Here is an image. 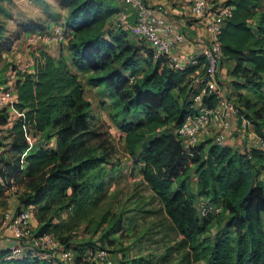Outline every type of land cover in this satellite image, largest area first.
<instances>
[{
    "label": "trees",
    "instance_id": "obj_1",
    "mask_svg": "<svg viewBox=\"0 0 264 264\" xmlns=\"http://www.w3.org/2000/svg\"><path fill=\"white\" fill-rule=\"evenodd\" d=\"M53 1L66 9L65 26L73 30L68 43L73 64L91 70L89 81L104 84L117 101L140 106L151 127L160 126L143 139L139 137L140 170L170 223L181 234L179 240L186 246L184 257L204 258L205 264H264V148L249 145L237 149L204 139L194 144L191 154L185 152L171 128L194 111L184 79L195 64L183 68L160 64V58L153 60L150 49L137 44L124 30L97 29L95 24L117 10L113 0ZM225 1L232 5L231 13L221 24L218 39L223 54L220 64L225 58L231 78L223 93L233 100L237 121L246 117L257 137L264 140V3ZM247 18H252L253 23ZM49 21V16H27L14 19L13 26L7 29L0 22V49H9L25 30L48 28ZM32 59L30 70L13 67L16 96L9 106L16 116L7 128L6 146L1 151L0 196L10 186L15 191L21 188V206L33 207L34 233L51 232L61 246L71 248L63 229L77 225L87 206L98 199L88 170L104 156L85 152L86 140L97 132L90 126L89 101L72 67L61 55L52 56L44 50ZM144 59L141 73L128 68ZM129 75L133 76L131 80ZM215 99L212 93L202 96L209 105ZM8 114V108L0 106V124L7 121ZM137 125L122 124L129 146L138 138L133 135ZM29 132L40 134L43 142L31 146ZM50 138L52 145L48 143ZM197 161L202 167L198 194L221 202V224L212 235L204 232L216 214H196L192 204L195 196L187 180ZM207 187L213 196L205 192ZM62 210L65 216H61ZM231 232L237 235L236 246ZM95 244L79 246L69 262L30 251L6 257L8 250L4 247L0 248V264H86L84 251ZM129 260L130 264H151L140 254Z\"/></svg>",
    "mask_w": 264,
    "mask_h": 264
},
{
    "label": "rangeland",
    "instance_id": "obj_2",
    "mask_svg": "<svg viewBox=\"0 0 264 264\" xmlns=\"http://www.w3.org/2000/svg\"><path fill=\"white\" fill-rule=\"evenodd\" d=\"M65 12L66 9L59 7L53 0H0V22L3 28L12 27L14 19L27 16L50 17L48 28L25 30L9 49H0V93L13 82L15 77L13 67L30 70L33 55L39 50H44L52 56L61 55L82 82L84 96L89 101L88 120L90 126L97 132L86 140L85 152L101 154L104 157L95 167L88 170L93 185H96L94 191L98 194V199L87 206L84 217L77 225L71 229H63V232L68 234L67 242L71 243L72 254L78 252L79 246L94 242L105 246L117 261L136 258L138 256L136 254L140 253L151 264H181L183 261L188 264H205L204 258L191 260L190 256L184 257L186 246L179 240L181 234L172 226L164 213L161 201L141 174L142 161L138 153L142 140L139 137L143 136V139L160 129V126L151 127L152 125L146 122L140 106L129 104L126 106L123 100L117 101L104 84L96 85L89 81L88 76L93 74L91 70L78 68L73 64L68 49L69 36L73 30L65 26ZM60 18L64 20V28L61 30V36H58L52 27ZM116 21V10H112L100 21L101 23L95 25L101 32L107 29L117 30ZM144 63L145 59L128 68L139 74L144 68ZM227 65L228 62L224 58L218 74L219 79L225 82L222 85L223 89L224 86H229L231 78L227 72ZM240 90L245 92V89ZM251 91L257 92L253 88ZM0 106L8 108L9 118L16 116L8 100L2 102ZM234 120V127L237 128V116ZM124 122L138 124L133 134L138 138L130 146L126 143V130L122 127ZM7 128L0 129V156L3 155L1 151L6 146ZM27 139L31 146L44 140L40 134L32 132L28 133ZM227 142L237 149L258 144L252 124L246 126L244 130H238V134ZM48 143L52 145L51 138ZM201 168L197 161L187 175L194 196L199 191L198 173ZM260 177H263V171ZM20 192L19 187L17 191L9 187L4 190V196H0V224L5 219V210L12 212L22 205L18 198ZM205 192L213 196L210 187H207ZM65 215L66 212L62 210L61 216ZM219 217L220 212L212 216L204 234L212 235L219 228L221 224ZM261 224L264 230V212L261 213ZM115 226L119 227L114 229ZM236 236L235 233H230L233 246H236ZM206 242L210 244L207 240Z\"/></svg>",
    "mask_w": 264,
    "mask_h": 264
},
{
    "label": "built area",
    "instance_id": "obj_3",
    "mask_svg": "<svg viewBox=\"0 0 264 264\" xmlns=\"http://www.w3.org/2000/svg\"><path fill=\"white\" fill-rule=\"evenodd\" d=\"M113 1L118 5L117 27L137 44L148 47L153 60L160 58V64L173 68L195 64L184 79L194 111L171 128L185 152L191 154L194 144L204 139L217 145L229 144L227 141L237 135L238 130H244L251 124L242 116L237 121V128L234 127L236 106L231 98L224 95L222 85L225 82L218 77L223 57L218 32L231 13L230 3L225 0ZM247 22L252 24V18H247ZM197 27L203 30L196 31ZM63 28V18L52 27L58 36H61ZM132 78L129 75V80ZM209 93L216 98L212 105L202 101V96ZM15 96L13 80L0 93V104L7 100L11 102ZM12 119L8 116L7 121L0 124V129L9 127ZM257 143L264 148V140L257 137ZM192 204L199 216L217 214L221 210V202L210 200L205 194L195 195ZM4 217L0 224V246L5 243L6 257H17L30 251L41 257H57L63 262L72 260L71 248L61 246L51 232L34 233L32 205L21 206L12 212L5 210ZM82 258L86 264H130L129 259L115 260L110 251L98 243L88 247Z\"/></svg>",
    "mask_w": 264,
    "mask_h": 264
},
{
    "label": "crops",
    "instance_id": "obj_4",
    "mask_svg": "<svg viewBox=\"0 0 264 264\" xmlns=\"http://www.w3.org/2000/svg\"><path fill=\"white\" fill-rule=\"evenodd\" d=\"M202 30H203L202 27H197V28H196V31H199V32H200V31H202ZM51 139H52V141H53V138H51ZM4 244H5V243H4ZM4 244H1L0 248H4V247H5ZM138 254H140V253H137V255H138Z\"/></svg>",
    "mask_w": 264,
    "mask_h": 264
}]
</instances>
